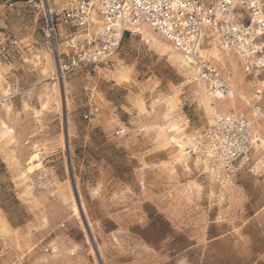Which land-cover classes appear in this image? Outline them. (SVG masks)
Returning <instances> with one entry per match:
<instances>
[{
  "label": "rangeland",
  "instance_id": "1",
  "mask_svg": "<svg viewBox=\"0 0 264 264\" xmlns=\"http://www.w3.org/2000/svg\"><path fill=\"white\" fill-rule=\"evenodd\" d=\"M39 3L0 0V34L17 41L0 53V264H264V166L217 199L192 151L215 114L248 113L256 90L264 111V70L246 78L234 54L204 45L231 75L235 95L218 101L140 30L112 65L61 76Z\"/></svg>",
  "mask_w": 264,
  "mask_h": 264
},
{
  "label": "built area",
  "instance_id": "2",
  "mask_svg": "<svg viewBox=\"0 0 264 264\" xmlns=\"http://www.w3.org/2000/svg\"><path fill=\"white\" fill-rule=\"evenodd\" d=\"M34 6L41 7L45 47L61 76L112 65L125 34L142 28L182 56L188 83L203 85L218 101L234 97L231 75L201 54L204 45L234 54L246 78L264 70V0H71L57 12L49 0ZM16 46V39L0 34L1 54ZM246 104L248 113L215 114L194 139L198 175L214 187L209 194L217 199L240 172L264 166L261 91ZM96 115L90 106L83 119Z\"/></svg>",
  "mask_w": 264,
  "mask_h": 264
},
{
  "label": "bare ground",
  "instance_id": "3",
  "mask_svg": "<svg viewBox=\"0 0 264 264\" xmlns=\"http://www.w3.org/2000/svg\"><path fill=\"white\" fill-rule=\"evenodd\" d=\"M140 30H147L146 28H142V29H140ZM139 30V31H140ZM147 31H149V30H147ZM144 32V31H143ZM150 32V31H149ZM144 35H149L147 32H144ZM150 37V40L149 41H151V43L152 42H155V39H153L152 38V36H149ZM157 41V40H156ZM165 42V41H164ZM161 45L164 47V50H166V51H170V53H172L171 55V58H172V60H174L175 62H179V63H181L182 65L184 64V66H185V68H186V70H188L187 69V66H186V64H185V62H184V60H183V58H182V56L179 54V53H177V52H175L174 50H173V48L170 46V45H168V44H165V43H161ZM164 50H163V52H164ZM220 50V49H219ZM165 51V52H166ZM206 52H208L209 54H210V56L213 58V59H215L216 61H218V60H220V56H219V53H218V50H216V48L214 47V46H212L208 51H206ZM201 53H204V52H202V50H201ZM180 64V65H181ZM201 85V84H200ZM203 95V94H202ZM202 97V96H201ZM202 98H204L203 100L207 103V105L209 104V100H208V96H206V94H204L203 95V97ZM175 130H176V128H175ZM176 132V131H175ZM173 140H175L174 138H173ZM178 147H179V152H182V150H183V144L181 143V144H179L178 143Z\"/></svg>",
  "mask_w": 264,
  "mask_h": 264
},
{
  "label": "trees",
  "instance_id": "4",
  "mask_svg": "<svg viewBox=\"0 0 264 264\" xmlns=\"http://www.w3.org/2000/svg\"><path fill=\"white\" fill-rule=\"evenodd\" d=\"M5 172V166L4 164L0 161V172ZM9 199L11 203H17L14 195L12 193H8Z\"/></svg>",
  "mask_w": 264,
  "mask_h": 264
}]
</instances>
